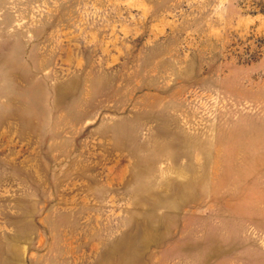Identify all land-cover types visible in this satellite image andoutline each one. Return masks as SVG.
<instances>
[{"label":"rangeland","instance_id":"obj_1","mask_svg":"<svg viewBox=\"0 0 264 264\" xmlns=\"http://www.w3.org/2000/svg\"><path fill=\"white\" fill-rule=\"evenodd\" d=\"M0 264H264V0H0Z\"/></svg>","mask_w":264,"mask_h":264}]
</instances>
